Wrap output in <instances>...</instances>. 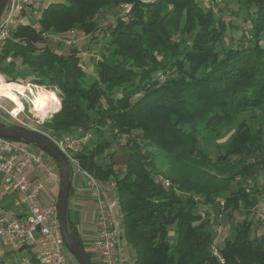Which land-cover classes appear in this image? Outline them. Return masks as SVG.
Wrapping results in <instances>:
<instances>
[{
	"label": "trees",
	"instance_id": "trees-1",
	"mask_svg": "<svg viewBox=\"0 0 264 264\" xmlns=\"http://www.w3.org/2000/svg\"><path fill=\"white\" fill-rule=\"evenodd\" d=\"M244 1L254 17L236 47L216 46L227 23L199 0H54L40 8L35 22L20 23L0 49L4 83L44 86L58 108L60 103L43 128L57 136L81 129L96 133L95 145L84 146L77 156L99 181H116L124 239L135 264H264V235L256 239L249 221L218 245L221 262L212 250L215 234L200 212L224 200L221 207L233 217L242 203L251 204L243 181L264 171V129L253 130L243 118L250 109L264 111V0ZM122 4L128 5L125 15L105 29L97 24L108 7ZM73 29L92 32L94 41L108 37L92 75L79 46L64 53L46 44V33ZM185 34L193 35L190 45L184 44ZM0 124L28 129L2 118ZM232 126L216 161L242 160L230 177L215 180L187 166L210 164L199 138L216 139ZM107 135L127 137L122 172L99 160L110 148ZM166 161L170 172L159 167ZM70 171L73 179L71 165ZM162 174L165 178H158ZM73 181L69 226L86 249L81 215L70 204Z\"/></svg>",
	"mask_w": 264,
	"mask_h": 264
},
{
	"label": "built area",
	"instance_id": "built-area-1",
	"mask_svg": "<svg viewBox=\"0 0 264 264\" xmlns=\"http://www.w3.org/2000/svg\"><path fill=\"white\" fill-rule=\"evenodd\" d=\"M40 0H8L0 15V49L11 37L12 31L22 22L21 15L31 10ZM52 2L54 0H47ZM127 7L128 5L125 4ZM60 33H46V37L59 38ZM66 34V33H65ZM78 31L70 30L63 38L64 44L76 45ZM63 35V34H61ZM20 111L13 115L18 116ZM38 117V125L45 117ZM39 132L53 141L69 160L73 169V180L85 178L95 212V233L84 239L86 250L92 254L95 264H135L130 248L124 239L123 212L117 197L115 180L99 181L82 167L77 153L90 138L85 133L82 139L72 134L57 136L45 128L29 125L25 121L13 122ZM34 171L35 178L30 172ZM0 179L2 195L12 193L18 210L14 214L0 213V249H28L23 258L0 256V264H66L68 249L62 237L58 198L43 200L51 186L60 188L61 173L52 157L31 143L0 136ZM84 180V179H83ZM168 183V180H166ZM221 206L224 200L220 201ZM262 222L264 215L259 216ZM221 232L222 226L217 225ZM217 242L213 253L224 259L218 251ZM27 246V247H24ZM32 255H31V251ZM93 262V261H92Z\"/></svg>",
	"mask_w": 264,
	"mask_h": 264
},
{
	"label": "rangeland",
	"instance_id": "rangeland-1",
	"mask_svg": "<svg viewBox=\"0 0 264 264\" xmlns=\"http://www.w3.org/2000/svg\"><path fill=\"white\" fill-rule=\"evenodd\" d=\"M199 1L205 9L212 7L216 12L217 16L224 19L227 23V31L225 33V36L216 44V46L219 49L229 46H239L241 42L244 41V35H248L247 25H249L250 19L254 17V14L250 13V8H246V6L244 7L245 1ZM48 2L49 1L47 0H40L36 5H33L34 7H32L30 11L21 15V20H23L22 22H35L39 16L40 8L46 5ZM127 10L128 7L125 4H122L121 6H110L104 11L101 16L97 17V24L105 29V27L113 24V22L118 16L125 15ZM78 33L79 34L76 35L78 38L76 41V46H79V48L82 50L84 66L87 72L92 75L94 73V59L98 58L101 55L104 45L108 42V37L100 39L99 41H94L92 39V32L87 33L83 31H78ZM59 35L60 37L56 39L46 37V44L49 47L56 49L57 51L66 53L71 47L70 45L64 44L63 41V38L67 36V33ZM183 38L186 41L184 44L190 45L193 39V35L185 34ZM261 42L264 46V34L261 38ZM162 79L165 78L163 77ZM0 81L3 84H7L4 83L7 82V80L2 75H0ZM13 83L19 84L18 82ZM21 85L25 86L24 89H22L21 91L14 90V93L22 102L23 108L21 109L19 107V104L16 103V101H14L13 99L6 96H0V118L4 119L8 123L18 122L20 120L27 122L31 126L43 128L42 126L38 125V117H45V120H47L52 115H54L55 112L60 110V103L59 108L57 106L56 110L52 109V111L45 114L46 116H43L41 115L42 113L40 111L35 109V99L37 96V92L39 90L43 91L45 89L44 86L32 84ZM53 92L56 93V91ZM57 95L58 92L56 93V97L58 99L59 95ZM14 109H21L17 117L13 116L15 115L13 113ZM243 118L245 119V121L248 122V124L253 130L259 127H262L264 129V111L262 109H250L243 114ZM235 128L236 126H232L225 129L223 134L216 139L209 137H200L198 144L204 151L208 152L211 163L208 165H203L199 162H189L187 166L193 169H197L199 173L202 174L201 176L210 178L213 177V179L215 180H225L230 177V175L233 174V172L242 164V160H240V158L237 156H233L229 164L218 163L216 161L217 157L225 152V146L229 142L231 134L234 132ZM85 133H88L91 136L89 140L83 144V146H94L97 139V135L92 129L87 131H82L81 129L80 131L68 134H72L75 137L82 139ZM126 139V135H120L116 139H113L110 135H107V140L110 141V148L106 151L105 154L99 157L100 162L104 166H107L112 162V167H114L117 172L123 171L125 165L124 152L127 151V147L125 145ZM149 148H152L154 151L157 150V147L150 146ZM253 158H250L248 161H252ZM214 162H216L217 165H215ZM159 165V167L163 170L167 169L166 172L171 171V165L169 164V162L166 161L164 163H159ZM161 177L165 178L163 174L160 175L158 178ZM83 179L85 180V178ZM236 182L237 179L233 182L232 187H234ZM243 184H245L246 187H248L247 189H249L252 193L251 204L242 203L240 209L235 212L233 217L230 216V212L227 209H223L221 206L218 207V204L216 207L213 208L204 206V208L202 207L200 210L201 213L206 214L205 220L207 221V230L210 229L214 232L215 242H217V244H222L225 239H232L236 232L235 229L237 228L238 224H241L244 221H249L251 223L252 234L256 239L260 240L264 235V221L262 222L259 217L261 215H264V171H261L260 175H258L256 178H249L248 180L246 179V181H243ZM85 186L88 188L87 184ZM47 192H50L52 195L53 193L55 195H58L56 191L53 192L52 190H48ZM226 194H228V192H226L225 195ZM1 195L2 184L0 179V210H3L2 204L9 203V199L14 197V195L12 193L5 194L4 196ZM205 211H207V213ZM217 225L222 226L221 232L218 231ZM170 229V237L172 239V237L174 236V227L172 226L170 227ZM128 247L130 246L127 244V248ZM86 248L88 249V247ZM26 251L28 252V249ZM67 251L68 263L66 264H77V261L74 256L70 253L69 250Z\"/></svg>",
	"mask_w": 264,
	"mask_h": 264
},
{
	"label": "water",
	"instance_id": "water-1",
	"mask_svg": "<svg viewBox=\"0 0 264 264\" xmlns=\"http://www.w3.org/2000/svg\"><path fill=\"white\" fill-rule=\"evenodd\" d=\"M8 0H0V15L6 8ZM0 136L12 138L13 140H21L31 143L48 152L57 162L61 173V183L58 193V206L60 226L65 244L79 264H93L84 245L79 241L73 232H71L68 220V208L70 191L72 187V176L70 171V163L59 147L45 135L24 128L0 124Z\"/></svg>",
	"mask_w": 264,
	"mask_h": 264
},
{
	"label": "crops",
	"instance_id": "crops-1",
	"mask_svg": "<svg viewBox=\"0 0 264 264\" xmlns=\"http://www.w3.org/2000/svg\"><path fill=\"white\" fill-rule=\"evenodd\" d=\"M30 175L32 178H35L34 171H31ZM73 182L75 186V191H74V195L71 199L70 204H71L72 209L78 211L81 215L82 220H81V224L79 228L80 235L83 239H87L91 237L95 233V230H96L94 204H93L91 195H89L90 192L88 188L85 186L86 181L83 179H80V180L74 179ZM48 190L50 191L52 190L53 192L56 191L57 194L59 193V187H57V185L49 187ZM49 193L46 192V194L43 196L44 201H48L49 199L58 198V196L55 195L54 193L53 195ZM9 206L12 211L10 209L7 210V207ZM2 207H3V210H0V213L14 214L18 210L17 206H15L14 204V197L9 199V203L2 204ZM25 255L26 256L29 255L26 249H16V248L14 249V248H4V247L0 249V256L5 257V258L20 259V258H23Z\"/></svg>",
	"mask_w": 264,
	"mask_h": 264
},
{
	"label": "bare ground",
	"instance_id": "bare-ground-1",
	"mask_svg": "<svg viewBox=\"0 0 264 264\" xmlns=\"http://www.w3.org/2000/svg\"><path fill=\"white\" fill-rule=\"evenodd\" d=\"M25 86L21 84H15V83H7L3 84L0 81V96H6L19 104V107L22 109L23 104L22 102L18 99V97L15 95L14 90L21 91L24 89ZM54 96L51 93L43 92L39 90L37 92V96L35 99V109L40 111L43 116H46L45 114L49 113L50 111L55 110L57 108V105L54 101ZM16 109V108H15ZM13 110V113L17 114L20 110Z\"/></svg>",
	"mask_w": 264,
	"mask_h": 264
}]
</instances>
